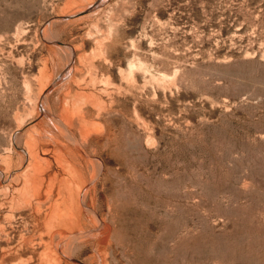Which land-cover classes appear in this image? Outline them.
<instances>
[{"label":"rangeland","instance_id":"rangeland-1","mask_svg":"<svg viewBox=\"0 0 264 264\" xmlns=\"http://www.w3.org/2000/svg\"><path fill=\"white\" fill-rule=\"evenodd\" d=\"M29 144L71 163L27 206ZM0 226V264H264V0H0Z\"/></svg>","mask_w":264,"mask_h":264},{"label":"bare ground","instance_id":"bare-ground-1","mask_svg":"<svg viewBox=\"0 0 264 264\" xmlns=\"http://www.w3.org/2000/svg\"><path fill=\"white\" fill-rule=\"evenodd\" d=\"M84 8H81L80 10H77V11H74L73 12V14H78V13H81L82 12V10H83ZM72 15V14H71ZM56 43H58V42H56ZM58 47V46H57ZM64 47V46H63ZM72 47V46H71ZM103 47V46H102ZM105 49V48H104ZM66 51V50H65ZM68 51V50H67ZM66 51V52H67ZM73 52L74 51H72V48L69 50V55H68V61L70 62L71 61V59H72V56H73ZM79 58V57H78ZM67 67V66H66ZM80 93H82L81 94V96L82 95H84V93L82 92V91H80ZM77 95H78V93H77ZM77 95H76V98H77ZM80 95V94H79ZM81 96H79L78 98H77V101H78V99H79V101H80V103H81V105H82V100L84 99V97H86V94H85V96L84 97H81ZM41 97V96H40ZM81 97V98H80ZM89 96L87 95V97L85 98L86 99V101H87V98H88ZM83 98V99H82ZM81 99V100H80ZM44 100V99H43ZM92 100V98H90V101ZM82 101V102H81ZM86 101H84L83 102V104L86 102ZM89 101V102H90ZM76 102V101H75ZM74 102V103H75ZM88 102V101H87ZM86 102V103H87ZM96 102V101H95ZM80 103H76V104H80ZM76 104H73L74 106L76 105ZM88 104V103H87ZM90 104V103H89ZM91 104H92V102H91ZM43 105V104H42ZM70 105V104H69ZM85 106H86V104H84ZM100 105V109H98V113H99V117H100V111H102L101 109L102 108H104L103 109V113L102 114H104V110L107 112V110L105 109L106 108V106L105 107H101V104H99ZM99 105L97 106L98 108H99ZM82 107H84V106H81V107H77L75 110L73 109V111H76L75 113H76V115H77V113H78V119H80V122L81 123H83L84 122V115H83V110H82ZM73 108H75V107H73ZM47 109V108H46ZM66 109H67V107H66ZM87 109V108H86ZM107 109H108V107H107ZM48 110V109H47ZM68 110V109H67ZM100 110V111H99ZM69 112V111H66L65 110V113H63V114H61V115H63V117H64V119H63V117L62 116H60L61 117V120H63V122H65V120L67 121V125H69V127H70V125H71V128L72 129H74L73 128V126H72V124H71V122H72V120H74L75 118H74V116H73V114L75 115V113L74 112ZM110 111V110H109ZM49 112V111H48ZM47 116H50L51 118H52V116L50 115V114H47V112L45 113ZM44 114V115H45ZM89 114V113H88ZM101 114V115H102ZM106 114V113H105ZM107 114H109L108 112H107ZM106 114V115H107ZM85 116H86V114H85ZM102 116H104V115H102ZM49 117V118H50ZM72 117H73V119H72ZM98 117V116H97ZM87 118H88V116H87ZM56 120V119H55ZM54 120V121H55ZM59 120H60V118H59ZM60 120V121H61ZM75 120H77V119H75ZM53 121V122H54ZM70 121V122H69ZM57 122V121H56ZM63 122L62 123H56V126L54 125V127H56L57 129V133L60 135V136H62L63 138H65L66 139V141L65 142H69V143H73L72 145L73 146H75V148L76 149H78L79 150V146L80 145H77L76 144V142L74 141V140H72V138L70 137V133L68 132V129H67V127H66V124L64 123L63 124ZM54 124V123H53ZM79 124V123H78ZM92 124V123H91ZM73 125H75V124H73ZM86 125V124H85ZM84 124H83V126H80V129H79V138H80V142H81V144L83 145V146H87V147H89V143L92 141V139H94V138H92V139H90V137L91 136H94V135H91V130L94 132V130H95V126H92V127H90L89 125H87V127L85 126ZM93 125H94V123H93ZM104 125V124H103ZM77 126V125H76ZM76 126H74V127H76ZM53 127V126H52ZM78 127V126H77ZM71 128H70V130H71ZM89 128H91V130H89ZM78 129H77V131H78ZM94 129V130H93ZM96 129L98 130V129H101L100 127L99 128H97L96 127ZM103 129V128H102ZM41 130H42V128H41ZM74 130H76V128L74 129ZM45 131V130H44ZM46 131H48V130H46ZM44 132V133H47V132ZM104 131V130H103ZM41 132V131H40ZM73 132V131H72ZM100 132H101V130H100ZM100 132H98V131H95V133H97L96 134V136H98V133H100ZM93 134V133H92ZM100 134H103V132L102 133H100ZM109 134V133H108ZM44 136V135H43ZM42 136V137H43ZM49 136H51V135H49ZM95 136V137H96ZM53 137H56V135H54ZM52 137V138H53ZM39 139H40V137H38ZM51 137H49L48 138V140L50 139ZM98 138H99V136H98ZM97 138V139H98ZM102 138H103V136H102ZM45 139H46V136H45ZM59 139V138H58ZM37 140V139H36ZM51 140V139H50ZM62 140V139H61ZM91 140V141H90ZM35 141V140H34ZM93 141H95V140H93ZM107 141V140H106ZM51 142V141H50ZM54 142H56V141H54ZM65 142H64V144H65ZM99 142V141H98ZM38 143H39V140H38ZM94 143V142H93ZM97 143V142H96ZM41 145H42V142L40 143ZM39 144V145H40ZM78 144H80L79 142H78ZM107 144V143H106ZM32 145H34V143L32 144ZM71 145V144H70ZM36 146V145H35ZM61 146V145H60ZM90 146H91V144H90ZM27 148H28V150H26V151H24L23 150V154H19V156H17V160H18V170L20 171L19 172V176L17 177V180L18 181H20V183H21V187L20 188H18V189H16V192H15V197H14V199H13V201L12 202H16V203H25V205L27 204V206H29L28 204L30 203V199L32 198V196H35V198L36 197H40V194H41V190H40V186L44 183V182H46V181H48L49 182V185H51L52 183H54L53 181H55L56 180V174H53V175H45V174H47V173H45V171L47 170V172H48V169L50 170V168L51 167H53L54 165H60V164H63V163H65L66 165H68V164H70L71 163V161H69V160H67V158H66V156H65V154L64 153H54V155H53V157L51 156V157H43L44 155H45V153H47L46 151H42V150H40V149H36V148H34V147H32L30 144H29V146H26ZM39 147V146H38ZM58 147V146H57ZM81 147V146H80ZM26 148V149H27ZM85 149H86V147H85ZM10 150V149H9ZM47 150V149H46ZM88 150V149H87ZM90 151V150H89ZM92 151V150H91ZM90 151V152H91ZM95 152V151H94ZM76 152H74V151H72V150H68V152L66 153V155H71V156H74V155H76L75 154ZM10 154H11V152H10ZM88 154V153H87ZM92 154H93V152H92ZM12 155V154H11ZM84 155L86 156V154L84 153ZM9 156V155H8ZM92 155H91V153H90V157H91ZM2 157V156H1ZM10 157V156H9ZM76 157V156H75ZM74 157V158H75ZM93 157V156H92ZM94 157H96V156H94ZM5 158H7V156L5 157ZM12 157H10V159H11ZM8 159V158H7ZM94 159V158H93ZM101 159V158H100ZM6 160V159H5ZM5 160H4V158H3V161H4V163H7V162H5ZM12 160V159H11ZM11 160H10V162H11ZM101 162H103L102 160L99 162V161H96L95 163H96V169L99 171V170H101L102 169V164H101ZM9 163V162H8ZM74 164V163H73ZM5 166H8V165H5ZM10 166V165H9ZM15 166V165H14ZM80 166V165H79ZM16 167V166H15ZM64 167V166H63ZM81 167V166H80ZM84 167V166H83ZM94 167V166H93ZM52 169V168H51ZM8 170V169H7ZM16 170V169H15ZM82 174V173H81ZM3 175V174H2ZM51 183V184H50ZM43 186H44V184H43ZM47 187V186H46ZM7 192V191H6ZM59 193V192H58ZM80 193V192H79ZM81 195H83V194H81ZM84 196V195H83ZM38 197V198H39ZM68 198V197H67ZM34 199V197L32 198V200ZM12 200V199H11ZM15 200V201H14ZM35 200H37V199H35ZM62 200H64V199H62ZM67 200V199H66ZM65 201V200H64ZM34 203V202H33ZM38 204H41L40 202H37ZM37 203H35V204H37ZM43 203V202H42ZM56 203V202H55ZM61 203H63V201L61 202ZM73 204V203H72ZM17 205V204H16ZM20 205V204H19ZM31 205V204H30ZM62 205V204H61ZM64 205V204H63ZM18 206V205H17ZM38 206V205H37ZM68 206V205H67ZM66 206V207H67ZM12 207V206H11ZM10 207V208H11ZM20 207H21V205H20ZM31 207V206H30ZM35 207V206H34ZM33 207V208H34ZM39 207V208H38ZM37 208H36V210H38L39 211V209H40V206H38ZM52 207H54V205L52 206ZM56 208H58L57 206H56ZM79 208V207H78ZM15 209V208H14ZM17 209V208H16ZM65 209V208H64ZM48 210V209H47ZM53 210H56L55 209V207H54V209ZM53 210H52V212H53ZM68 210V209H67ZM15 211V210H14ZM73 211H75V209L73 210ZM10 212V211H9ZM32 212V211H31ZM36 212V211H35ZM51 212V213H52ZM68 212H70V211H68ZM78 212V211H77ZM82 212V211H81ZM91 212V211H90ZM40 213V211L38 212V214ZM43 213V212H42ZM57 213V212H56ZM67 213V212H66ZM64 214L63 215V217H62V215H60L59 213V215L62 217V218H60V217H58L59 219H57V221H56V219H53L54 221H52L51 220V218H50V223L52 222V223H56V227H58V228H69V229H71V228H75V227H78V228H81L82 227V225L84 224L83 223V221H82V218H81V215H79V214H73L72 212L71 213H68V214ZM38 214H37V216H38ZM46 214V213H45ZM57 214V215H58ZM32 215V214H31ZM42 216V215H41ZM46 216L48 217V215L46 214ZM54 216L56 217V214H54ZM39 217H40V214H39ZM41 218V217H40ZM43 219H45V218H43ZM47 219V218H46ZM7 220V219H6ZM42 220V219H41ZM98 220V219H97ZM97 220H95V221H97ZM48 222H49V219L47 220ZM100 221V220H99ZM47 223V222H46ZM46 223L44 222V226L46 225ZM98 223H100V222H98ZM97 224V223H96ZM34 225V224H33ZM48 225V224H47ZM102 225V224H101ZM99 226V225H98ZM1 227V226H0ZM48 227V226H47ZM50 227H51V225H50ZM56 227H54L53 229L55 230V229H58V228H56ZM103 227V226H102ZM2 228V227H1ZM99 228V227H98ZM101 228V227H100ZM48 231L50 232H52V234H53V232H55V231H57V230H55V231H53V230H49L48 229ZM67 231V230H66ZM50 232V233H51ZM68 233H69V231H67ZM0 233H2V232H0ZM35 233V232H34ZM7 234V233H6ZM60 234V233H59ZM58 233H57V235H59ZM66 234V233H65ZM69 234H71V232L69 233ZM68 234V235H69ZM67 235V236H68ZM71 236V235H70ZM51 237H52V235H51ZM64 237V236H63ZM49 238V237H48ZM41 239V238H40ZM39 239V240H40ZM23 240V239H22ZM49 240H50V238H49ZM49 240H48V242H49ZM32 241V240H31ZM4 242V241H3ZM21 242V241H20ZM47 242V241H46ZM69 242V241H68ZM68 242H67V244H68ZM6 243H7V241H6ZM43 243V242H42ZM47 244V243H46ZM44 247L46 246V245H43ZM77 246V245H76ZM32 247V246H31ZM45 248H47V247H45ZM49 248H51L50 246H49ZM56 248V247H55ZM37 249V248H36ZM17 250V249H16ZM45 250V249H44ZM48 251V250H47ZM65 251H66V249H65ZM44 253V252H43ZM49 253V252H48ZM48 253H46L45 254V256L44 257H40L41 259V261H43V262H52V261H54V259L52 260V257H51V251H50V253L51 254H48ZM63 253V252H62ZM39 254H41V253H39ZM48 254V255H47ZM55 254V253H54ZM54 254L52 255V256H54ZM61 254V253H60ZM17 255V254H16ZM42 255V254H41ZM58 256V254H55V256ZM54 256V257H55ZM53 257V258H54ZM4 258V257H3ZM55 259H56V257H55ZM60 259V258H59ZM3 260V259H2ZM61 260V259H60ZM34 261V260H33ZM56 261H57V259H56ZM55 261V262H56ZM39 263H40V261H39ZM58 263V262H57ZM52 264V263H51Z\"/></svg>","mask_w":264,"mask_h":264}]
</instances>
